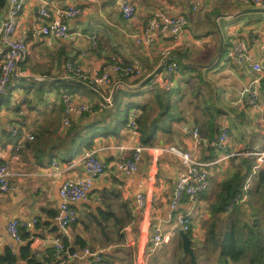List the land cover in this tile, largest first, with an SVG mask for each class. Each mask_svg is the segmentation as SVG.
Returning a JSON list of instances; mask_svg holds the SVG:
<instances>
[{
  "label": "crops",
  "instance_id": "crops-1",
  "mask_svg": "<svg viewBox=\"0 0 264 264\" xmlns=\"http://www.w3.org/2000/svg\"><path fill=\"white\" fill-rule=\"evenodd\" d=\"M42 1L27 0L16 19L15 36L26 41L28 51L10 82L27 84L19 92L14 91V84L10 85L0 102V164L8 166L10 180L17 186L0 192V256L9 251L16 257L13 264H159L160 249L180 242L179 231L173 229L177 212L171 209L170 199L183 172L180 159L159 148L175 145L202 161H211L243 143L256 149L264 146V141L259 143L264 136V72L240 66L230 56L234 42L243 39L253 61L264 65V11L256 10L260 7L247 0H130L137 13L127 20L119 0H44L54 12L68 6L81 9L77 17L65 20L71 36L53 39L40 33L44 23L39 13ZM9 4L10 0H4V6L0 5V21ZM157 12L183 15L188 24L178 36L160 34L152 45L137 43L134 35ZM207 21L215 22V28L208 31L203 25ZM194 26L199 30L191 29ZM2 60L0 54V67ZM68 61L82 67L84 74L68 73ZM114 63L139 66L144 74H113L106 83L91 82L105 65ZM171 64L176 68L171 85H167V68ZM249 87L258 91V107L247 103L245 90ZM66 92L77 103L93 104L88 111L73 114L67 127L63 123L62 99ZM10 100L14 102L9 111H3V103ZM224 103H229L232 110L225 108ZM132 110L139 113L137 132L128 128ZM256 111L262 113L261 118L255 117ZM86 126L89 128L84 129ZM14 129L18 130L17 135L13 134ZM194 129L199 130L197 139L192 134ZM223 129L228 132V141L226 148L220 150ZM79 131L89 132L93 143L78 151L75 148L81 139ZM246 134L248 140L240 144ZM136 146L146 147L138 169L132 173L119 170L117 162L129 158ZM85 150L95 151L107 168L94 181L86 199L74 204L79 219L64 231L54 220L61 203L60 188L67 179L85 175L78 162ZM241 158L237 155L210 168L208 189L196 200L180 204L178 210L192 216L188 234L191 233L193 243L198 239L199 244L203 241L202 246L212 250L210 230L223 231L221 219L225 212H215L213 205L220 199L225 180L232 179L238 170L244 175ZM70 160L77 165L67 170ZM250 160L252 172L254 160ZM220 171L225 175H220ZM260 171L253 175L252 185ZM250 173L246 171L244 178ZM110 192H119V200ZM140 194L146 200L142 206L138 201ZM248 195V191L242 193L234 211L239 205L244 206ZM109 201L122 210V239L117 227H109L112 233L106 239L94 225L93 215ZM122 202L127 206L121 207ZM126 207L132 217L124 214ZM34 218L38 219L34 228H21V242L10 235L8 225L12 220ZM157 226L162 227L169 240L153 250L151 238ZM56 238L66 240L75 250L82 249L80 243L85 242L84 248L97 251L101 261L57 253ZM103 255L108 256V261H102ZM212 255L204 256L199 264H214Z\"/></svg>",
  "mask_w": 264,
  "mask_h": 264
},
{
  "label": "built area",
  "instance_id": "built-area-1",
  "mask_svg": "<svg viewBox=\"0 0 264 264\" xmlns=\"http://www.w3.org/2000/svg\"><path fill=\"white\" fill-rule=\"evenodd\" d=\"M122 15L125 19L131 20L137 13L136 5L130 0H119ZM255 7H264V0H247ZM27 0H10L9 8L6 16L0 21V54H3V60L0 67V99L7 92L8 85L12 76L18 71L19 63L27 54L28 45L23 38L15 36L17 22L16 19L23 10ZM81 9L76 6L64 7L55 12L50 10L49 3L42 1L39 13L44 20L40 28L41 35L51 37L53 39H65L71 36L68 22L77 17ZM188 21L185 16L177 15L170 16L163 12H157L150 16L145 23L142 30L134 35L137 43L142 45H152L155 43L160 34L178 36L186 28ZM230 56L233 57L236 63L240 66L248 65L251 70L257 73L264 72V65L261 62L253 61L250 54L248 44L243 39H238L234 42L230 49ZM176 68L175 64H171L167 68L169 78L167 85H171V76ZM65 70L68 73L83 75L82 67L77 66L74 62L68 61L65 64ZM116 74L121 77H141L144 71L141 67L126 63L108 64L103 67L102 72L96 77L91 79L93 84H103L110 80L111 76ZM257 82V80H256ZM247 103L253 107L259 106L258 91L256 88H247ZM243 94V92H242ZM62 99L64 101V126H69L71 117L75 113H84L93 106L92 103H77L74 96L69 93H63ZM111 103L110 98L107 99ZM137 117L139 113L132 110L129 115L128 128L132 132H137ZM14 135L18 134V130L14 129ZM193 136L199 138V130H192ZM34 136H30L33 139ZM228 141V132L224 129L219 137L218 147L220 150L225 149ZM18 149V148H17ZM146 149L143 146H136L127 159H122L117 162V168L126 173L135 172L138 169L141 160L142 152ZM161 152H169L176 155L183 166L182 174L177 178L173 193L170 199V207L177 212V217L173 223L174 231H184L186 233L191 231L192 216L190 213L180 212L179 206L185 201H194L198 198L199 194L206 191L209 187L211 171L214 165L222 160L229 159L237 153H224V156H216L211 161H202L195 157V155L188 150H183L175 145L159 148ZM251 156L254 160L252 172L247 177V183L244 190H248L252 185L253 175L264 168V146L257 148L254 151L244 153ZM81 162L85 175L75 179H67L60 188L61 203L54 220L61 227L62 230L67 231L68 228L76 223L79 219L78 213L74 204L80 200L86 199L94 181L101 177L107 168V165L102 161L93 150H85L79 159ZM57 165V164H56ZM77 162L70 160L67 163L66 169L75 168ZM10 171L8 166L4 163L0 164V192H8L14 190L17 186L10 180ZM242 199V193H238L234 198L232 204L228 207L231 211L236 204ZM139 204H145V196L140 194L138 197ZM38 223V219L34 218L31 221H18L12 220L8 225L10 235L18 242L22 241L21 228L31 229ZM168 237L165 235L162 227L157 226L152 234V249L161 248L166 242ZM55 250L57 253H68L69 256L74 258H92L96 263L101 261V256L97 251L82 248L80 250L69 251V246H66L60 238L54 239Z\"/></svg>",
  "mask_w": 264,
  "mask_h": 264
},
{
  "label": "trees",
  "instance_id": "trees-1",
  "mask_svg": "<svg viewBox=\"0 0 264 264\" xmlns=\"http://www.w3.org/2000/svg\"><path fill=\"white\" fill-rule=\"evenodd\" d=\"M0 1H2L0 5L4 6V0ZM2 100L3 96L1 97L0 102H2ZM211 127L214 129L213 126ZM88 128V126L84 127V129ZM78 133V136L81 139L77 143V147L75 148V150L78 149L79 151V149L81 150L84 147H91L93 142L91 141L92 136L89 135V132L82 134V131H79ZM245 162L248 163L249 161L245 160ZM249 163L246 170L250 173L251 165ZM244 177L245 175L237 173L232 179L226 180L222 184V190L219 194L220 199L217 201V204L213 205V210L215 212L221 213L228 209L238 192H240V185ZM248 194L264 195V169H261L258 175L255 190L252 192L249 191ZM110 195L117 200H119L120 198L119 192H110ZM122 205L127 206V203L122 202L121 207ZM104 207L105 208H98L97 214L93 215V221L94 225L99 229V233L100 235H102V238L107 239L111 236L112 233L110 232L109 227H117L118 231L120 232L124 228V225L122 222V216H119V214L122 215V210H118L113 201L104 203ZM236 208L237 209H235L234 212L241 216L242 223H236L231 229L225 231H218L216 230V228L210 230L209 241L212 250L214 252H219V257H221L222 261L220 264H235L241 262H243L244 264H264V236L262 232L258 230L256 222L254 220L250 221L246 218L245 213L242 210V206L239 205ZM124 214L126 215V217H132L128 207H126V211H124ZM98 215L100 217H98ZM20 233L23 237L24 234L22 233V231ZM119 235L122 239L123 234L120 232ZM189 235L190 237H192L191 233H189ZM179 241L180 243H182L181 237L179 238ZM63 243L66 246H69L66 240L65 242L63 241ZM80 247H86V243L81 242ZM74 250V247L69 246L70 252ZM15 259L16 257L13 256L9 251H7L4 256H0V264L2 262L4 264H13ZM102 261H108V256L103 255ZM184 261L185 258L181 260V263H183ZM35 264L44 263L36 262Z\"/></svg>",
  "mask_w": 264,
  "mask_h": 264
},
{
  "label": "rangeland",
  "instance_id": "rangeland-1",
  "mask_svg": "<svg viewBox=\"0 0 264 264\" xmlns=\"http://www.w3.org/2000/svg\"><path fill=\"white\" fill-rule=\"evenodd\" d=\"M205 26V28L210 31L212 29L215 28V22H205L203 24ZM202 25V26H203ZM191 29H194V30H199L196 26L194 27H191ZM14 84L13 86V89L14 91L16 92H19V91H23V89L25 88V85L27 84L26 82L23 83V86L22 85H17L16 83L14 82H10L8 87H10V85ZM13 100H10V101H6L3 103L2 107H3V111H9V108L11 107V105L13 104ZM223 106L229 110H232V108L230 107V104L229 103H224ZM259 112H255V117L256 115H259L258 114ZM259 117L261 118L262 117V113L260 112V115ZM234 119V117H233ZM246 130H249L248 128H246ZM246 140H248V135L246 134L244 137H241V141H240V144L242 142H245ZM264 141V136H261V140L259 141V143H263ZM250 146L249 145H246L245 143H243L242 146L238 145L237 147H235V149L229 151L230 153H237L238 157H242L241 159V163H243V167L245 169V172H244V175L246 173V169H247V166H248V163L250 162L251 163V160L250 158H252L251 156H246L244 155L243 153H247L249 151H254L256 150V147L255 148H249ZM237 148V149H236ZM244 151H247V152H244ZM222 155H225L224 153ZM237 155L229 158L230 160L234 157H236ZM250 157V158H249ZM229 160V161H230ZM245 160H248L249 162H245ZM249 163V164H250ZM221 168V167H219ZM223 171V170H222ZM222 171L219 172L220 175H225V173H223ZM237 173H240L241 175L242 172L240 170L237 171ZM211 177V176H210ZM214 179L216 177H213ZM213 179V180H214ZM212 180V181H213ZM245 180V182L241 185H240V189L238 193H243L244 191H254L255 188H256V185H257V181H255V183L252 185L251 188H249L248 190H244V186L246 185V179L244 178L243 181ZM226 181V180H225ZM242 210L246 213V218L250 221H255L256 224H257V228L258 230H260L264 236V195L263 194H250L248 195V198L246 199V201L244 202V206L242 207ZM234 209L233 210H229V208L224 211L223 213V218L221 219L222 221V227H223V231H225V229H231V227H233L236 223H242V218L240 215L236 214L235 212L233 213ZM212 212V211H211ZM238 221V222H237ZM194 237L196 238V236L194 235ZM207 235H205V239H208L206 238ZM199 240L197 239L196 242H194L192 245L194 247V250H195V253H196V256H197V264H199V260H201L204 256H206L207 254L209 253H212V262L214 264H217V262H219L220 264V258H219V254L218 252H213L211 250V248H207V245L206 246H202L203 245V241H202V244L198 243ZM201 242V241H200ZM202 246V247H201ZM209 249V251H208ZM160 257H161V260H160V263L159 264H176V262H178V264H192L191 261H190V258L188 255H185L184 254V251H183V244L178 242V240L176 242H174L173 244H170L169 246H163L161 249H160ZM185 258V261L183 263H181V260ZM204 259V258H203ZM236 264H242V263H236Z\"/></svg>",
  "mask_w": 264,
  "mask_h": 264
},
{
  "label": "water",
  "instance_id": "water-1",
  "mask_svg": "<svg viewBox=\"0 0 264 264\" xmlns=\"http://www.w3.org/2000/svg\"><path fill=\"white\" fill-rule=\"evenodd\" d=\"M258 11H264V8L256 9ZM179 236L182 239L183 251L185 255H188L192 264H197V256L193 247V240L188 233L180 230Z\"/></svg>",
  "mask_w": 264,
  "mask_h": 264
}]
</instances>
